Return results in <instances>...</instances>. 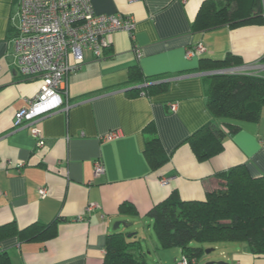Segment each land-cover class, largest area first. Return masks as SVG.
I'll use <instances>...</instances> for the list:
<instances>
[{"label":"crops","instance_id":"0c3cea01","mask_svg":"<svg viewBox=\"0 0 264 264\" xmlns=\"http://www.w3.org/2000/svg\"><path fill=\"white\" fill-rule=\"evenodd\" d=\"M203 1L91 0L97 14L133 16L134 31L116 32L101 57L86 55L66 78L68 99L64 94L62 107L17 127L16 112L30 104L41 79L25 78L18 70L20 0H0V225L14 221L24 228L56 221L58 228L47 240H1L0 251L12 264H104L107 237L117 231V221L134 226L145 252L142 221L152 224L149 210L173 190L184 199L203 200L219 188L218 173L234 165L246 164L254 176L264 174V107L258 122H238L239 130L224 139V150L210 159L198 160L186 142L213 119L207 106L206 76L211 73L199 69L202 58L233 53L242 60L239 72L251 67V73L264 75V23L195 32ZM198 44L203 51L195 50ZM187 49L195 55L187 57ZM76 62L71 56L70 63ZM132 66L140 71L134 78ZM158 82L166 86L149 94L136 90ZM150 122L170 156L158 168L144 153L150 136L144 129ZM32 127L44 145H38ZM115 129L121 130L120 137L102 138ZM97 161L104 165L101 175L95 172ZM42 188L47 195L40 194ZM92 203L96 207L88 211ZM124 203L136 213L122 214ZM225 246L221 257L202 264H264V255L254 254L247 243Z\"/></svg>","mask_w":264,"mask_h":264},{"label":"trees","instance_id":"16d2710c","mask_svg":"<svg viewBox=\"0 0 264 264\" xmlns=\"http://www.w3.org/2000/svg\"><path fill=\"white\" fill-rule=\"evenodd\" d=\"M264 23V0H204L193 23V31L204 32L225 25ZM242 65L240 57L228 53L223 59L202 58L199 69L217 71ZM140 73L132 66V78ZM207 106L213 119L190 135L186 142L200 161L224 150V139L239 130L240 121L258 122L264 107V75L248 72L211 73ZM166 82V81H165ZM165 82L136 89L152 93ZM150 136L144 153L153 168L170 160L153 122L145 127ZM219 188L203 200L184 199L173 190L148 212L161 248L179 247L182 254L200 262L206 244L244 242L256 255H264V174L254 176L246 164H237L218 173ZM123 214L136 213L133 205L120 206ZM58 234L56 221L34 222L19 228L16 222L0 225V241L17 236L20 241L47 240ZM136 232L132 236L136 237ZM215 245V246H214ZM140 240L127 232L108 235L104 264H148ZM0 264H12L6 251H0Z\"/></svg>","mask_w":264,"mask_h":264},{"label":"built area","instance_id":"2783aa9c","mask_svg":"<svg viewBox=\"0 0 264 264\" xmlns=\"http://www.w3.org/2000/svg\"><path fill=\"white\" fill-rule=\"evenodd\" d=\"M135 27L136 21L131 15L97 14L91 0H20V22L15 36L18 70L25 78H40L41 87L30 104L16 112L15 126L31 125L62 107L64 94L68 99V74L80 67L88 53L101 57L116 32L132 33ZM195 50L203 51L204 46L198 44ZM195 50L187 49V57H193ZM71 56L77 61L75 64L70 63ZM222 70L224 73L239 72L236 67ZM250 70L251 67H244L240 72ZM170 109L175 110L176 104L172 103ZM32 133L38 139V145H44L38 128L32 127ZM121 135V130L115 129L102 138L110 140ZM104 171L103 163L97 161L96 174L101 175ZM168 182L166 178L162 180L163 184ZM40 194L47 195V189L42 188ZM95 207L92 203L87 210L92 211ZM175 264L199 262L182 254Z\"/></svg>","mask_w":264,"mask_h":264},{"label":"rangeland","instance_id":"374dc122","mask_svg":"<svg viewBox=\"0 0 264 264\" xmlns=\"http://www.w3.org/2000/svg\"><path fill=\"white\" fill-rule=\"evenodd\" d=\"M144 223L141 224V229L143 230V236L145 238V241L142 242L145 248L146 252V258L149 264H175L174 257L175 256H180V249L179 247H172V248H161L159 247L156 248L154 245V242H157L158 238L156 236L155 230H154V224L150 223L149 220H144L142 221ZM117 231H123V232H128V235L130 238L136 240V237L132 236V232L134 231V226H126L125 223L120 224V227L116 229ZM138 240V239H137ZM230 243L233 242H222L216 244V248L213 246H210L209 244H206L205 249H210V248H215L209 253H206L203 255V257L200 260V263H204L206 258L208 257H221L220 252L222 248L226 247L225 245H229ZM148 244V246H147ZM215 246V245H214Z\"/></svg>","mask_w":264,"mask_h":264},{"label":"water","instance_id":"95a60500","mask_svg":"<svg viewBox=\"0 0 264 264\" xmlns=\"http://www.w3.org/2000/svg\"><path fill=\"white\" fill-rule=\"evenodd\" d=\"M219 72L220 73H224V70L210 71L208 73H219ZM120 224H122V222L121 221H117L115 223V225H114V229L116 230L118 227H120ZM125 225H126V223H125ZM212 250H214V248L206 249L205 252L209 253ZM206 264H229V263H227L226 261H223V260H219V261H208V262H206Z\"/></svg>","mask_w":264,"mask_h":264}]
</instances>
